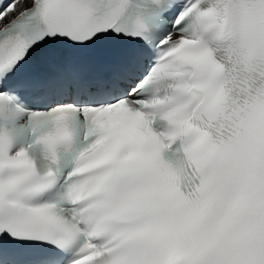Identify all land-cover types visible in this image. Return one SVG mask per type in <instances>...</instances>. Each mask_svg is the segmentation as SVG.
Instances as JSON below:
<instances>
[{
  "label": "snow or ice",
  "instance_id": "6c2138e0",
  "mask_svg": "<svg viewBox=\"0 0 264 264\" xmlns=\"http://www.w3.org/2000/svg\"><path fill=\"white\" fill-rule=\"evenodd\" d=\"M0 264H264V0H0Z\"/></svg>",
  "mask_w": 264,
  "mask_h": 264
}]
</instances>
